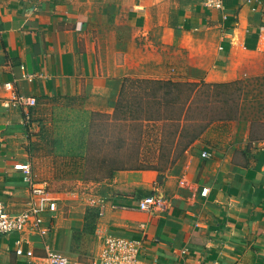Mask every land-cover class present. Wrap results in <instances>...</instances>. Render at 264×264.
Here are the masks:
<instances>
[{"label": "crops", "instance_id": "obj_1", "mask_svg": "<svg viewBox=\"0 0 264 264\" xmlns=\"http://www.w3.org/2000/svg\"><path fill=\"white\" fill-rule=\"evenodd\" d=\"M125 77L240 81L223 148L196 140L165 173L115 170L85 190L55 191L59 202L79 195L85 211L88 197L104 198L99 223L142 239L137 264H264V137L250 138L252 124L264 121V0H223L220 8L207 0H0L3 200L26 197L13 167L29 158L25 116L33 125L48 101L80 97L89 122L93 112H113ZM251 142V162L234 161ZM149 194L159 204L137 209ZM113 202L132 209H112ZM6 247L0 239L8 259Z\"/></svg>", "mask_w": 264, "mask_h": 264}, {"label": "trees", "instance_id": "obj_2", "mask_svg": "<svg viewBox=\"0 0 264 264\" xmlns=\"http://www.w3.org/2000/svg\"><path fill=\"white\" fill-rule=\"evenodd\" d=\"M240 95V81L125 77L113 112L92 113L106 126L94 129L91 120L81 179L97 182L126 169L165 173L196 140L227 139Z\"/></svg>", "mask_w": 264, "mask_h": 264}, {"label": "rangeland", "instance_id": "obj_3", "mask_svg": "<svg viewBox=\"0 0 264 264\" xmlns=\"http://www.w3.org/2000/svg\"><path fill=\"white\" fill-rule=\"evenodd\" d=\"M66 6L71 10V1H68ZM108 7L114 8L116 6L108 5ZM103 24L111 26L113 19L109 17L108 21ZM87 29V32L91 34L90 38H95L97 25L89 23ZM83 103L80 97L50 100L43 106L42 117L36 118L33 125L30 120L27 124L28 142L26 149L31 163V176L35 180H48L52 191L85 190L84 187L90 185L89 181L81 179V164L91 120L94 129H104L106 122L103 116L93 114L87 122L81 109ZM251 128V139L264 137V121L253 123ZM214 137L208 136L206 138L211 139L209 144L223 148L227 139L219 140ZM254 149L255 147L251 142L245 152L234 151V161L250 163ZM157 181H162V179ZM7 196L0 195V198L9 199ZM80 200L79 195L71 194L66 197L63 196V201L59 202L58 208L62 210V216L58 217L56 222L55 238L56 246L61 251H69L83 260L86 253L92 254L96 251L97 242L92 235V214L88 213L86 208L85 211L81 210ZM256 248L257 246H254V249ZM3 253L0 251V264H14L13 256L11 255L7 259L6 253ZM238 264H249V260L247 263L240 261Z\"/></svg>", "mask_w": 264, "mask_h": 264}, {"label": "built area", "instance_id": "obj_4", "mask_svg": "<svg viewBox=\"0 0 264 264\" xmlns=\"http://www.w3.org/2000/svg\"><path fill=\"white\" fill-rule=\"evenodd\" d=\"M223 0H207V4L220 8ZM13 100L23 102L10 82L5 83ZM34 100L24 101L33 104ZM29 116L24 122L29 123ZM207 156L205 151L201 152ZM14 169L23 173L26 185V197L11 200L0 199V239L7 241V251L12 254L14 264H137L141 250V238H132L120 234L108 224L99 223L105 213V199L95 195L88 197L86 211L92 214L93 236L96 239V251L86 253L80 260L69 251L62 252L56 246V221L62 216L58 208L59 197L51 190L48 180H35L31 176L29 159L15 163ZM208 189L203 188L201 195ZM159 198L149 194L138 200L137 209L150 211L159 204ZM112 209H132V207L111 203ZM144 223L141 224V227ZM145 233V231H144Z\"/></svg>", "mask_w": 264, "mask_h": 264}]
</instances>
